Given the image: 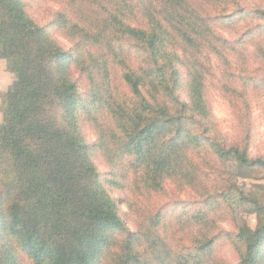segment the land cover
I'll return each instance as SVG.
<instances>
[{"label": "trees", "instance_id": "16d2710c", "mask_svg": "<svg viewBox=\"0 0 264 264\" xmlns=\"http://www.w3.org/2000/svg\"><path fill=\"white\" fill-rule=\"evenodd\" d=\"M64 1L54 26L68 48L25 0H0V53L17 76L0 125V264H221L223 241L238 264H264V225L219 227L223 206L237 201L224 193L234 176L219 171L218 157L248 168H264V159L206 138L203 46L218 55L223 41L203 7L217 0ZM85 127L96 131L94 143ZM98 155L113 168L129 160L128 170L105 179ZM167 182L205 198V209L178 224L190 232L189 252L160 232L166 207L140 223L130 217L139 203L112 195L152 196Z\"/></svg>", "mask_w": 264, "mask_h": 264}, {"label": "rangeland", "instance_id": "374dc122", "mask_svg": "<svg viewBox=\"0 0 264 264\" xmlns=\"http://www.w3.org/2000/svg\"><path fill=\"white\" fill-rule=\"evenodd\" d=\"M25 1L27 10L35 22L50 27L62 46L71 47L64 32L58 31L54 26L56 14L66 12L65 1ZM206 2L204 1L203 12L206 11L215 34L223 41L221 45H217L218 55L213 52V46L207 43L203 46L205 95L211 110L210 119L205 121V124L213 126L212 130L206 133V138L211 132L221 141L243 148L251 158L264 159V0H217L214 4L212 1L208 4ZM122 47L130 51L133 49V43L126 41ZM117 75L119 76L115 73L113 77L117 78ZM74 78L83 89V78L77 73ZM16 80L17 76L9 70L7 60L0 53V125L4 122L5 98ZM180 93L182 99L187 100L185 87L180 89ZM85 135L90 143L97 140L94 129L85 127ZM218 158L219 171H223V166L234 176L232 185L224 189V193L237 201L234 206L230 203L223 206L219 217L220 231H224V234L235 233L241 228L251 232L257 231L264 225V168H248L231 159L221 156ZM128 162L129 160H126L117 166L121 173L128 170ZM95 163L105 179L118 171V168L108 165L104 157L99 155L95 158ZM212 165L213 163L205 167V173H210L211 167L214 171ZM120 182L125 183L124 178ZM241 191L244 197L249 198L258 208L250 201H242ZM112 195L121 199L132 198L139 203V216L132 213L130 217H133V220L138 217L140 223L149 213L156 214L166 207L167 226H163L160 232L163 231L164 234L167 231V237L177 251L189 252L191 248L188 246L191 247L192 244L186 240L190 232L188 229H179L178 224L190 218L193 211L205 209V198L200 199L201 195L187 188L180 190L176 184L168 182L164 191L152 196L144 197L140 194L136 197L126 193V190H113ZM122 209L123 213H129L126 204L122 205ZM123 217L130 224L129 218L125 215ZM219 243L218 261L221 264H238V256L232 245L226 241Z\"/></svg>", "mask_w": 264, "mask_h": 264}]
</instances>
